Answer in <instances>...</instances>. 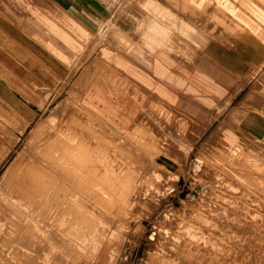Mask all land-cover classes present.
<instances>
[{"label":"rangeland","instance_id":"rangeland-1","mask_svg":"<svg viewBox=\"0 0 264 264\" xmlns=\"http://www.w3.org/2000/svg\"><path fill=\"white\" fill-rule=\"evenodd\" d=\"M27 1L31 6L16 13H26L22 31L29 40L35 42L37 28L45 38L43 18L59 15L85 26L90 40L75 50L47 38V57L67 59L50 69L54 82L44 81L41 92L31 85L29 100L14 88L9 90L22 101V110L9 107L0 93V264H264V142L245 136L231 147L223 141L225 135L240 130L236 111L243 117L264 116V0ZM166 4L188 12H168ZM87 6L95 12H87L88 18ZM154 16L195 35L196 39L183 35L189 55L183 54L181 63L192 67L199 63L206 75L185 80L191 94L185 102L188 107L171 108L155 100L132 122L123 121L99 109L89 92L108 77L113 81L105 82L107 90L118 92L121 80L111 70L114 56L143 57L158 47L143 43ZM183 20H191L190 27ZM2 47L0 87L8 89L3 84L7 77L20 72L7 61ZM200 55L203 61L194 60ZM250 91L258 98L247 100ZM199 111L205 115L199 116ZM55 159L59 160L54 165ZM86 163L93 170L95 166V172ZM14 168L18 171L12 174ZM33 169L36 175L43 170L49 177L40 173L38 182ZM101 173L109 176L104 179ZM100 176L104 181L96 179ZM24 178H29L26 185ZM52 180L58 181L52 186ZM40 191L46 197L38 196ZM28 225L33 226L31 231Z\"/></svg>","mask_w":264,"mask_h":264},{"label":"crops","instance_id":"crops-1","mask_svg":"<svg viewBox=\"0 0 264 264\" xmlns=\"http://www.w3.org/2000/svg\"><path fill=\"white\" fill-rule=\"evenodd\" d=\"M12 3L4 2L1 0L0 6V46L5 45V52L7 61L12 62V67L19 71V75L16 77L8 78L3 83L8 89L0 87V93H3V99L7 105L11 108H24L22 101H18L9 90H17L22 98L29 100V92L31 85L36 87V91L41 92V85L43 82L52 84L54 82L53 76L50 74V69L60 60H66L67 56H61L59 61L51 60L46 54L45 45L48 43L47 38H53L54 41L63 48L73 47V49H81L82 44L90 40V32L80 22L73 20L69 16L59 15L56 19L48 17H42L44 24L47 27L46 37L43 38L42 31H38V28L34 30L33 36L35 42L26 38L23 33L22 27H25L26 17L25 14L16 13L17 10H23L31 6L27 0H10ZM5 4V5H4ZM167 8V11L178 14L182 12H188L181 6L178 8L176 5L166 4L163 5ZM85 11L86 18H88L87 12L95 14L91 7L87 6ZM183 10V11H182ZM182 11V12H181ZM153 14L154 12L151 11ZM8 13V14H7ZM184 13V14H185ZM12 14V15H11ZM183 14V13H182ZM11 15V16H10ZM185 17V15H183ZM37 20L40 16L36 13ZM154 16L150 19V25L148 26L149 36L147 32H144L148 41H144L145 45H150L153 48L154 45L158 46L149 55L144 54L143 57H133L126 55L114 56L111 59V70L120 77L118 85V92L112 90V88H106V81L111 83L113 78H107V80H99L95 86L90 90L89 97L92 103L97 104L98 108L110 115H116L121 118L120 120L132 122L144 113V108L151 101L159 100L168 107H175L179 109L182 106H189L188 102L191 100L188 78L204 77L206 74L202 72V68L199 63L195 66L186 65L183 62L185 59L182 56L187 53V44L184 41L183 35L186 38H193L188 36L183 31L180 32L176 26L170 22H164V19H158ZM15 21V22H13ZM88 21V20H87ZM86 21V22H87ZM182 21L183 25L190 27V21ZM179 23V22H178ZM180 24V23H179ZM192 26V25H191ZM192 28V27H191ZM194 30V28H193ZM155 31V34H154ZM177 33H181L179 36ZM42 37V38H41ZM194 39H196L194 37ZM199 39V38H198ZM195 42V41H193ZM31 45V46H30ZM32 47L31 52L28 50ZM65 50V48H64ZM171 50V51H170ZM63 52L62 49V54ZM45 54V56L43 55ZM66 54V53H65ZM63 54V55H65ZM123 55V56H122ZM194 60L201 62L204 60V55H200ZM1 57L4 56L1 54ZM53 62V64L51 63ZM51 64H50V63ZM232 66L230 67V69ZM123 80V81H122ZM110 81V82H109ZM2 86V85H1ZM3 87V86H2ZM252 93V94H251ZM205 96V88L202 91V95ZM258 96L254 91H250L246 96L247 100L257 99ZM25 100V99H24ZM200 109L203 107L200 106ZM22 112V111H21ZM23 113V112H22ZM205 115L200 113L199 116ZM235 119L239 124L240 130H236V135L227 134L224 136V142L231 147L238 144L245 136L251 137L253 140L264 142V116L263 115H246L241 111H236ZM243 117V118H242ZM244 135L242 136L241 134Z\"/></svg>","mask_w":264,"mask_h":264},{"label":"bare ground","instance_id":"bare-ground-1","mask_svg":"<svg viewBox=\"0 0 264 264\" xmlns=\"http://www.w3.org/2000/svg\"><path fill=\"white\" fill-rule=\"evenodd\" d=\"M81 90H82V89H81ZM251 94H252V93H251ZM62 100H63V99H62ZM251 100H252V99H251ZM260 101H261V100H260ZM59 103H60V102H59ZM71 105H72V104H71ZM66 106H67V105H66ZM60 107H61V106H60ZM73 107H74V106H73ZM76 107H77V106H76ZM77 108H78V107H77ZM56 109H57V108H56ZM69 109H70V108H69ZM54 110H55V109H54ZM62 110H64V109H62ZM70 110H72V109H70ZM74 110H75V109H74ZM78 112H79V111H78ZM78 112H77V113H78ZM58 113H59V112H58ZM68 113H69V112H68ZM66 114H67V113H66ZM73 114H74V113H73ZM85 115H86V113H85ZM66 116H67V115H66ZM69 116H70V115H69ZM73 116H74V115H73ZM52 117H53V116H52ZM79 117H81V115H80ZM88 117H89V116H88ZM77 118H78V117H77ZM77 118H76V119H77ZM84 118H85V117H84ZM57 119H58V117H57ZM59 119H60V118H59ZM63 119H64V118H63ZM63 119H62V122H63V121H66V120H63ZM69 121H70V120H69ZM69 121H67V122H69ZM80 121H81V120H80ZM46 122H47V120H46ZM58 123H60V122H58ZM58 123H57V124H58ZM64 123H65V122H64ZM69 123H70V122H69ZM69 123H68V125H69ZM75 123H76V122H75ZM105 123H106V122H105ZM77 124H78V123H77ZM47 125H48V124H47ZM52 125H53V123H52ZM66 125H67V123H66ZM71 125H72V124H71ZM95 125H96V124H95ZM44 126H45V125H44ZM44 126H43V127H44ZM77 126H78V125H77ZM48 127H49V126H48ZM56 127H57V125H56ZM65 127H66V126H65ZM65 127H63V128H65ZM69 127H70V129H71V126H69ZM88 127H89V126H88ZM51 128H52V127H51ZM53 128H54V127H53ZM57 128H58V127H57ZM60 128H62V125L60 126ZM41 129H42V127H41ZM70 129H69V130H70ZM72 129H73V128H72ZM72 129H71V130H72ZM74 129H75V128H74ZM44 130H45V128H44ZM59 130H60V129H59ZM59 130H57V131H59ZM65 130H67V128H66ZM69 130H68V131H69ZM84 130H85V129H84ZM52 131H54V129H53ZM55 131H56V130H55ZM68 131H67V132H68ZM115 131H116V130H115ZM46 132H47V131L42 132V133H45V135H46ZM70 132H71V131H70ZM70 132H69V133H70ZM74 132H75V131H74ZM96 132H97V131H96ZM113 132H114V131H113ZM61 133H62V132H61ZM65 133H66V132H65ZM99 133H100V132H99ZM38 134H39V133H38ZM38 134H37V135H38ZM49 134H50V133H49ZM51 134H52V133H51ZM51 134H50V136H51ZM53 134H54V133H53ZM53 134H52V136H53ZM59 134H60V132H59ZM63 134H64V132H63ZM78 134H79V132H78ZM86 134H87V133H86ZM86 134H85V135H86ZM95 134H96V133H95ZM47 135H48V134H47ZM54 135H55V134H54ZM57 135H58V134H57ZM57 135H56V136H57ZM67 135H68V134H67ZM75 135H77V134H75ZM99 135L102 136L101 134H99ZM43 136H44V135H43ZM61 136H63V135L61 134ZM61 136H58V137H61ZM64 136H65V134H64ZM73 136H74V135H73ZM83 136H84V135H83ZM87 136L89 137V135H87ZM94 136H95V135H94ZM103 136H105V135H103ZM37 137H38V136H37ZM37 137H35V138H37ZM41 137H42V136H41ZM44 137L46 138V136H44ZM48 137H49V135H48ZM74 137H75V136H74ZM74 137H73V139H72L71 141H73V140L75 139ZM79 137H80V135H79ZM79 137H78V138H79ZM88 137H86V139H87ZM91 137H92V136H91ZM95 137H96V136H95ZM95 137H94V138H95ZM107 137H108V136H107ZM49 138H50V137H49ZM49 138H48V140H50ZM80 138H81V137H80ZM94 138H92V139H94ZM98 138H99V137H98ZM104 138H105V137H104ZM51 139H52V138H51ZM60 139H61V138H60ZM60 139H59V140H60ZM82 139H83V138H82ZM92 139H91V140H92ZM100 139H102V138H100ZM120 139H121V138H120ZM15 140H16V139H15ZM36 140H37V139H36ZM39 140H40V138H39ZM41 140H42V139H41ZM43 140H44V139H43ZM45 140H46V139H45ZM62 140H63V139H62ZM76 140H77V136H76ZM102 140H103V139H102ZM102 140H101L100 143L103 142ZM107 140H108V139H107ZM51 141H52V140H51ZM71 141H70V142H71ZM81 141H82V140H81ZM83 141H84V140H83ZM109 141H110V140H109ZM109 141H108V142H109ZM35 142L37 143V141H35ZM52 142H53V141H52ZM59 142H60V141H59ZM62 142H63V141H62ZM62 142H60V144H61ZM64 142H65V141H64ZM86 142H87V140H86ZM86 142H85V143H86ZM92 142H93V141H92ZM38 143H39V142H38ZM40 143L42 144V141H41ZM40 143H39V144H40ZM43 143H44V141H43ZM50 143H51V142H50ZM54 143H55V142H54ZM85 143H84V144H85ZM97 143H98V142H97ZM105 143H106V142H105ZM126 143H127V142H126ZM45 144H47V141H45ZM55 144H56V143H55ZM79 144H80V143H79ZM82 144H83V143H82ZM84 144H83V145H84ZM92 144H93V143H92ZM106 144H107V143H106ZM116 144H117V143H116ZM116 144H115V146H116ZM120 144H121V143H120ZM252 144H253V143H252ZM254 144H255V143H254ZM35 145H36V144H35ZM35 145H34V148L37 147V146L40 147L39 145H37V146H35ZM42 145H43V144H42ZM48 145H49V144H48ZM77 145H78V144H77ZM77 145H76V146H77ZM85 145H86V144H85ZM94 145H95V143H94ZM131 145H132V144H131ZM259 145H262V144H259ZM59 146H61V145H59ZM72 146H73V145H72ZM87 146H89V144L86 145L85 147H87ZM91 146H92V145H91ZM95 146H96V145H95ZM97 146L99 147V145H97ZM100 146H102V144H101ZM104 146H106V145L104 144ZM104 146H102L103 149H104ZM121 146H122V144L120 145V148H121ZM127 146H129V145H127ZM252 146H253V145H252ZM38 147H37V148H38ZM48 147H49V146H48ZM51 147H52V146H51ZM56 147H57V146H56ZM56 147H55V148H56ZM65 147H66V146H65ZM70 147H71V146H70ZM81 147H82V145H81ZM92 147H94V146H92ZM107 147H108V146H107ZM107 147H105V148H107ZM118 147H119V144H118ZM42 148H43V147H42ZM42 148H41V149H42ZM59 148H60V147H59ZM71 148H72V147H71ZM79 148H80V147H79ZM88 148H89V147H88ZM100 148H101V147H100ZM111 148H112V147H111ZM115 148H116V147H115ZM6 149H7V148H6ZM38 149H39V148H38ZM62 149H63V148H62ZM73 149H74V151H75V147H74ZM91 149H92V148H91ZM108 149H109V148H108ZM112 149H113V148H112ZM253 149H254V147H253ZM29 150H30V148H29ZM39 150H40V149H39ZM51 150H55V149L52 148ZM59 150H61V149H59ZM64 150H65V149H64ZM84 150H85V148H84ZM86 150H87V148H86ZM92 150H94V149H92ZM95 150L97 151L98 149H95ZM99 150H100V149H99ZM134 150H135V148H134ZM137 150H138V149H137ZM37 151H38V150H37ZM40 151H41V150H40ZM42 151H45L44 148L42 149ZM68 151L70 152V149H69ZM82 151H83V150H82ZM89 151H91V150H89ZM89 151H88V152H89ZM100 151H101V150H100ZM102 151H103V150H102ZM105 151H106V150H105ZM29 152H32V148H31V151H29ZM45 152H46V151H45ZM58 152H60V151H58ZM61 152H62V151H61ZM78 152H79V151H78ZM85 152H87V151H85ZM97 152H98V151H97ZM97 152H96V153H97ZM113 152H114V151H113ZM122 152H123V151H122ZM129 152H130V151H129ZM131 152H133V150H132ZM131 152H130V153H131ZM32 153H33V152H32ZM38 153H39V152H38ZM43 153H44V152H43ZM49 153H50V152H49ZM65 153H67V152H65ZM65 153H64V154H65ZM83 153H84V152H83ZM94 153H95V152H94ZM98 153H100V152H98ZM103 153H104V151H103ZM108 153H109V152H108ZM117 153H118V152H117ZM120 153H121V151H120ZM30 154H31V153H30ZM47 154H48V153H47ZM47 154H46V155H47ZM57 154H58V153H57ZM57 154H56V155H57ZM60 154H61V153H60ZM70 154H71V152H70ZM70 154H69V155H70ZM77 154H78V153H77ZM84 154H85V153H84ZM89 154H92V153H89ZM89 154H88V155H89ZM118 154H119V153H118ZM41 155H42V154H41ZM51 155H52V154H51ZM51 155H50V156H51ZM61 155H62V154H61ZM75 155H76V153H75ZM79 155H80V154H79ZM79 155H78V156H79ZM82 155H83V154H82ZM85 155H86V156H85ZM85 155H84L83 157H86V158H87V153H86ZM99 155H100V154H99ZM99 155L97 156L98 158L100 157ZM108 155H109V154H108ZM108 155L106 154V156H108ZM131 155H132V154H131ZM33 156H34V155H33ZM35 156H36V155H35ZM43 156H44V155H42V157H43ZM57 156H58V155H57ZM59 156H60V155H59ZM66 156H68V154H67ZM91 156H92V155H91ZM91 156H88V159H89V157H91ZM102 156H103V155H102ZM102 156H101V157H102ZM104 156H105V155H104ZM21 157H22V156H21ZM38 157H39V156H38ZM38 157H37V159H38ZM47 157H48V156H46V158L43 157V158H44V161H45V159L47 160ZM68 157H70V156H68ZM68 157H67V159H68ZM134 157H135V156H134ZM24 158H26V157H24ZM28 158H29V161H31V160H30L31 157H28ZM48 158H49V157H48ZM51 158H52V157H51ZM54 158H55V157H53L52 159H54ZM61 158H63V157H61ZM65 158H66V157H65ZM72 158H73V157H72ZM74 158H75V157H74ZM95 158H96V157H95ZM98 158H97V159H98ZM104 158H105V157H104ZM21 159H23V158H21ZM21 159H20V161H21ZM32 159H33V158H32ZM34 159H35V158H34ZM69 159H70V158H69ZM69 159H68V160H69ZM78 159L80 160V158H78ZM82 159H84V158H82ZM88 159H87V160H88ZM102 159H103V157H102ZM106 159H107V158H106ZM26 160H27V159H26ZM39 160H40V159H39ZM58 160H59V159H58ZM58 160H57V161H58ZM93 160H94V159H93ZM99 160H100V158H99ZM23 161H24V159H23ZM23 161H22V162H23ZM41 161H42V160H41ZM48 161H49V162H48ZM52 161H53V160H52ZM57 161H56V159H55V163L53 162V164L55 165V164L57 163ZM65 161H66V160H65ZM65 161H64V162H65ZM70 161H71V160H70ZM74 161H75V160H74ZM91 161H92V160H91ZM91 161H89V162H91ZM95 161H96V160H95ZM100 161H101V160H100ZM112 161H113V160H112ZM31 162H32V161H31ZM45 162H46V161H45ZM60 162H61V161H60ZM76 162H77V161H76ZM80 162H82L81 164H83V161H80ZM97 162H98V161H97ZM104 162H105V161H104ZM110 162H111V161H110ZM225 162H226V161H225ZM33 163H35V162H33ZM42 163H43V162H42ZM47 163H51L50 160H47ZM58 163H59V162H58ZM61 163H63V162H61ZM65 163H66V165H67L68 162H65ZM72 163H73V162H72ZM72 163H71V164H72ZM98 163H100V162H98ZM98 163H97V164H98ZM102 163H103V162H102ZM19 164H20V163H19ZM19 164H18V165H19ZM21 164H22V163H21ZM24 164H25V166H26L28 163H27V164L24 163ZM24 164H23V165H24ZM31 164H32V163H30L29 165L31 166ZM39 164H40V163H39ZM51 164H52V163H51ZM51 164H49V165L51 166ZM69 164H70V163H69ZM73 164H75V163H73ZM78 164H79V163H78ZM84 164H85V163H84ZM92 164L94 165V162H93ZM92 164H91V166L93 167ZM95 164H96V163H95ZM104 164H105V163H104ZM238 164H239V163H238ZM36 165H37V164H36ZM36 165H35V166H36ZM47 165H48V164H46V167H47ZM54 165H52V166H54ZM79 165H80V164H79ZM86 165H87V163H86ZM86 165H85V167H86ZM88 165H89V164H88ZM88 165H87V166H88ZM16 166H17V165H16ZM35 166H34V167H35ZM39 166H40V165H39ZM58 166H61V165H58ZM70 166H71V165H70ZM70 166H69V168L72 169V167H70ZM72 166H74V165H72ZM75 166H76V165H75ZM81 166H83V165H81ZM97 166H98V165H96V167H97ZM102 166H103V165H102ZM102 166H101V167H102ZM107 166L109 167V165H107ZM107 166H106V167H107ZM14 167H15V166H14ZM22 167H23V166H22ZM36 167H37V166H36ZM48 167H49V166H48ZM66 167H67V166H66ZM77 167H78V166H77ZM101 167H100L99 169H101ZM112 167H113V166H112ZM17 168H18V166H17ZM17 168H14L15 172L12 173V174H15V173H16ZM24 168H25V167H24ZM40 168H41V167H40ZM62 168H63V167H62ZM64 168H65V166H64ZM67 168H68V167H67ZM88 168H89V166H88ZM97 168H98V167H97ZM102 168H103V167H102ZM18 169H19V168H18ZM22 169H23V168H22ZM35 169H39V168H35ZM44 169H45V168H44ZM48 169H49V168H48ZM48 169H47V170H48ZM50 169H51V168H50ZM54 169H55V168H54ZM56 169H59V168H56ZM65 169H66V168H65ZM81 169H82V168H81ZM86 169H87V167H86ZM86 169H85V170H86ZM89 169L93 170L92 168H89ZM99 169H98V170H99ZM105 169H106V168H105ZM20 170H21V169H20ZM23 170H25V169H23ZM33 170H34V169H33ZM66 170H67V169H66ZM66 170H65V172H66ZM95 170H96V168H95V166H94V170H93V171L95 172ZM98 170H97L96 172H98ZM103 170H104V169H103ZM109 170H110V169H109ZM111 170H112V169H111ZM17 171H18V170H17ZM26 171H27V170H26ZM30 171H31V170H30ZM37 171H38V170H37ZM39 171H40V170H39ZM42 171H43V170H42ZM42 171H40V173H42ZM51 171H52V170H51ZM61 171H62V170H61ZM68 171H69V170H68ZM80 171H81V170H80ZM88 171H89V170H88ZM88 171H87V172H88ZM93 171H91V172H93ZM101 171H102V170H101ZM106 171H108V169H106ZM32 172H33V171H32ZM34 172H35V170H34ZM57 172H58V171H57ZM57 172H56V175H57ZM65 172H64V176H66ZM83 172H84V171H83ZM103 172H104V171H103ZM111 172H112V171H111ZM36 173H38V172H35V175H36ZM40 173H39V176L41 175ZM59 173H60V172H59ZM62 173H63V172H62ZM107 173H108V172H107ZM24 174H25V173H24ZM27 174H29V171L27 172ZM54 174H55V173H54ZM67 174H69V173H67ZM84 174H85V173H84ZM87 174L89 175V173H87ZM94 174H95V173H94ZM18 175H19V174H18ZM43 175H44V172L42 173V176H43ZM47 175H48V176H47ZM52 175H53V174H52ZM52 175H50V176H52ZM95 175H96V174H95ZM98 175H99V174H98ZM101 175H102V173H101ZM14 176H15V175H14ZM19 176H20V175H19ZM36 176H38V175H36ZM39 176L37 177V180H36V181H38V182H40V180H42V178H45V176H47V178H48V177H49V174H48V172H47V174L44 175V177H42L41 179H40L41 176H40V177H39ZM68 176H69V175H68ZM91 176H92V178H93L94 175L91 174ZM104 176H107L106 173L104 174ZM104 176L102 175L103 178H104ZM108 176H109V175H108ZM108 176H107V177H108ZM128 176H129V175H128ZM11 177H12V176H11ZM11 177H10V178H11ZM17 177H18V176H17ZM23 177H24V176H23ZM88 177H89V176H88ZM88 177H87V178H88ZM102 177L100 176V177H97L96 179L99 181V178L101 179ZM31 178H32V176L30 177V179H31ZM57 178H58V177H57ZM60 178H61V177H60ZM63 178H64V177H63ZM63 178H62V179H63ZM65 178H66V177H65ZM69 178H70V177H69ZM81 178H82V177H81ZM87 178H85V179H87ZM94 178H95V176H94ZM94 178H93V180H94ZM103 178L101 179L102 181H104V179H107L106 177H105L104 179H103ZM13 179H14V178H13ZM17 179H18V178H16V180H17ZM26 179L29 180V178H26ZM39 179H40V180H39ZM52 179H54L53 176H52ZM89 179H91V177H89ZM24 180H25V178H24ZM28 180H27V181H28ZM50 180H51V179L49 178V179L47 180V182L49 183ZM68 180H69V181H67V183L70 182V179H68ZM93 180H92V181L89 180V181H91V183L93 184ZM25 181H26V180H25ZM27 181L24 183V185H26ZM44 181H45V180H44ZM52 181H53V180H52ZM55 181L57 182L58 180H55ZM55 181H53V183H51L52 186H53V184H54ZM61 181H62V180H61ZM89 181H88V182H89ZM95 181H96V180H95ZM95 181H94V182H95ZM106 181L109 183L108 180H106ZM18 182H19V181H18ZM22 182H23V181H22ZM28 182H29V181H28ZM84 182H85V181H84ZM86 182H87V181H86ZM86 182H85V183H86ZM13 183H15V182H13ZM33 183H34V181L32 182V184H33ZM35 183H36V182H35ZM70 183H72V182H70ZM91 183H89V184H90L89 186H94V187L96 186V185H91ZM96 183H97V182H96ZM103 183H105V182H100V185L103 184ZM108 183H105V184H108ZM113 183H114V182H113ZM28 184H29V183H28ZM42 184H43V183H42ZM51 184H49V186H50ZM60 184H61V183H60ZM110 184H111V183H110ZM12 185H13V184H12ZM14 185H16V184H14ZM24 185H23V186H24ZM29 185H30V184H29ZM34 185H36V184H34ZM46 185H47V184H46ZM58 185H59V184H58ZM63 185H64V184H63ZM65 185H66V184H65ZM97 185H98V184H97ZM108 185H109V184H108ZM30 186H31V185H30ZM38 186H39V185H38ZM38 186H36V188H37ZM42 186H43V185H42ZM61 186H62V185H60V188H61ZM109 186H110V185H109ZM133 186H134V185H133ZM12 187H13V186H12ZM17 187H19V184H18ZM32 187H33V186H32ZM40 187H41V186H40ZM43 187H44V186H43ZM43 187H41L42 190H43ZM47 187H48V186H47ZM50 187H51V186H50ZM58 187H59V186H58ZM62 187H64V186H62ZM94 187H93V188H94ZM122 187H123V186H122ZM20 188H21V185H20V187H19V190H20ZM24 188H27V187H24ZM29 188H31V187H29ZM33 188H34V187H33ZM38 188H39V187H38ZM38 188H37V190H38ZM100 188H101V186H100ZM133 188H134V187H133ZM137 188H138V187H137ZM263 188H264V187H263ZM47 189H50V188L48 187ZM62 189H63V188H62ZM123 189H124V188H123ZM21 190H22V188H21ZM24 190H25V189H24ZM44 190L46 191V189H44ZM50 190H51V189H50ZM65 190H66V189H65ZM100 190H101V189H100ZM33 191H34V189H33ZM33 191H32V193H31V195L33 194ZM45 191H44V193H45ZM48 191H49V190H48ZM48 191H47V192H48ZM101 191H102V190H101ZM19 192H20V191H19ZM57 192H58V191H57ZM115 192H116V190H115ZM138 192H139V191H138ZM23 193H24V192H23ZM35 193L37 194V192H35ZM40 193H41V191H40ZM40 193H38V196H39V195H42V193H41V194H40ZM58 193H59V192H58ZM100 193H101V192H100ZM16 194H18V193H16ZM25 194H26V193H24L23 195H25ZM46 194H47V193H46ZM54 194H55V193H54ZM59 194H60V193H59ZM106 194H108V193H106ZM19 195H20V194H19ZM23 195L21 194V196L24 198L25 196H23ZM33 195H34V194H33ZM33 195H32V198L30 197L31 200L33 199ZM101 195H102V194H101ZM128 195H129V194H128ZM21 196H20V197H21ZM27 196H29V195H26V197H27ZM36 196H37V195H36ZM42 196H45V195H42ZM60 196H61V195H60ZM117 196H118V195H117ZM45 197H46V196H45ZM27 198H29V197H27ZM27 198H25V199H27ZM36 198L38 199V197H36ZM59 198H60V197H59ZM25 199H23V200H25ZM34 199H35V198H34ZM43 200H44V198H43ZM54 200H55V199H54ZM35 201H37V200H35ZM46 201H47V200H46ZM26 203H27V202H26ZM35 203H36V202H35ZM69 204H70V202H69ZM34 205H35V204H34ZM34 205H32V206H34ZM37 205H38V204H37ZM70 205H71V204H70ZM46 206H47V205H46ZM34 207H35V206H34ZM30 209H31V208H30ZM70 210H71V209H70ZM119 210H120V209H119ZM44 212H46V211L44 210ZM34 213H35V212H34ZM34 213H33V214H34ZM29 214H30V213H29ZM196 217H197V216H196ZM78 218H79V217H78ZM80 218H81V220H84L83 217L80 216ZM82 218H83V219H82ZM85 218H86V217H85ZM87 218H88V217H87ZM87 218H86L85 220H87ZM89 218H90V217H89ZM76 220H77V219H76ZM81 220H80V221H81ZM78 221H79V219H78ZM80 221L78 222L79 224H80ZM75 222H76V221H75ZM83 222H84V221H83ZM189 222H190V221H189ZM91 223H92V221H91ZM76 225H78V224L76 223ZM28 226L30 227V225H28ZM29 227H26V228L29 229ZM32 227H33V226H32ZM32 227H30V230H29V231H31V228H32ZM94 227H95V226H94ZM38 229H39V228H38ZM79 230H80V229H79ZM35 231H36V230H35ZM87 231H88V230H87ZM89 231H91V228H89ZM206 231H207V230H206ZM74 232H75V231H74ZM78 232H79V231H78ZM85 232H86V231H85ZM79 234H80V233H79ZM85 234H86V233H85ZM86 235H87V234H86ZM88 235H89V234H88ZM173 236H174V235H173ZM79 237H80V236H79ZM168 244H169V243H168ZM88 247H89V246H88ZM181 248H182V247H181ZM183 248H184V247H183ZM185 248H186V247H185ZM167 249H168V248H167ZM189 249H190V248H189Z\"/></svg>","mask_w":264,"mask_h":264}]
</instances>
